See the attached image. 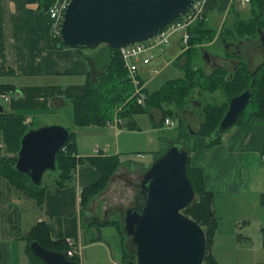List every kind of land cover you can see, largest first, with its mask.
I'll use <instances>...</instances> for the list:
<instances>
[{
    "label": "crops",
    "instance_id": "1",
    "mask_svg": "<svg viewBox=\"0 0 264 264\" xmlns=\"http://www.w3.org/2000/svg\"><path fill=\"white\" fill-rule=\"evenodd\" d=\"M240 1L244 6L246 2ZM42 2L44 1L0 0V84H12L17 91V93L12 92L16 93L14 99L9 98L5 101L8 103L7 108L14 115L12 114L10 118L0 117V129L2 122L6 124L12 122L13 133L0 134V148L5 149L6 142L5 155L8 156H14L19 150L21 134L18 132L26 129L35 119L30 115H18V111L32 109L36 114L39 112L57 114L60 111L59 107L68 102L67 98L81 93L86 73L88 71L97 73L100 70L99 53L104 50L103 48L100 51H95L97 48L91 49L87 54L88 60H85L86 54L77 53L74 48L50 46L53 35L52 21L41 8ZM229 2L230 0L227 2L223 0L218 7L210 10L211 20L214 18L216 20V14L222 16L217 29L227 17ZM221 9L223 12H220ZM174 40L175 48L179 49L169 59L163 52L158 60L153 61V59L148 64H139V76L144 83L143 89L159 74L168 70L171 63L182 70V75L168 78L163 83L183 77L184 61L179 58L183 52L180 48L182 43L178 35ZM211 44L207 43L205 46ZM216 47L220 48L219 45ZM228 47L232 49L233 46ZM225 51L212 53L203 50L202 46V57L197 60L194 67L206 74L215 66L232 69L233 63H237V59H242V56L236 52L227 54ZM254 51L248 64L251 68L258 64L254 62V55L262 54L259 50L255 53ZM204 53L209 56L205 57ZM218 53L220 56L217 55ZM145 92L149 93L146 89ZM194 93L202 96L203 92H197L196 89ZM214 94H218L217 91L210 93V95ZM192 101L189 99L188 103ZM197 101L192 103L200 112V104ZM0 108V112L4 111L2 105ZM199 112L195 113L190 109V105H187L180 113L186 114L191 121L198 122L196 131L201 125ZM134 115L137 118L146 115L152 122V127L141 128ZM161 117V109L149 105L145 112L132 115L131 125L125 122L119 128L84 126L87 132L82 131V137L79 131L82 127L77 126V129L72 130L76 133L77 156L116 155L120 160L119 167L116 168L106 187L94 194L85 208L80 207V190L100 176L99 172L89 164L79 163L73 170L71 181L63 188L56 187L55 179L54 182L46 184L42 206L37 205L34 199L0 178V264L29 263L24 237L29 228L38 221L49 224L50 237L53 239L65 237L73 240L74 247L78 250L79 264H96L100 254H104L105 259L109 261L115 260L113 257L115 251L122 255L126 239L123 243L116 226L104 225L103 222L122 219L121 211L124 210V208L120 209L122 202L129 201L131 195L134 196L133 199L136 198L139 192V180L144 170L151 165L156 153L166 148L157 146L156 129L177 128L175 139L169 141H177L178 136H182L179 142L183 147H195V150L190 152V160L194 166L201 167L203 171L204 186L207 191L213 193L212 204L217 217L215 235L211 243L213 257L223 264L215 256L220 253V249L232 252L238 249L249 250L254 244L251 231L261 232L263 241L264 204L259 201L260 194L264 192V163L261 160L264 150V119L249 115L242 122L232 124L217 143L206 146L207 139L202 136L193 144H186L191 134L189 138L185 137L186 131L182 128L183 122L181 123L180 117L171 116L175 119V125L170 127L161 122ZM185 126L189 130L192 129L187 121ZM99 129L103 130V139ZM2 130L4 133L5 128ZM133 135L142 136V139L141 145L137 146L139 151H136L135 157L131 158L129 155L131 153L126 151L130 149L129 141ZM149 143L154 144L152 145L154 147H151L153 152L150 158L145 151V145ZM95 149H98V152ZM139 153L142 156L137 155ZM137 160L141 161L140 165L135 169L131 168V163ZM253 221L255 227L252 225ZM67 246L69 248L68 244Z\"/></svg>",
    "mask_w": 264,
    "mask_h": 264
},
{
    "label": "trees",
    "instance_id": "2",
    "mask_svg": "<svg viewBox=\"0 0 264 264\" xmlns=\"http://www.w3.org/2000/svg\"><path fill=\"white\" fill-rule=\"evenodd\" d=\"M40 4L45 11L53 2L52 0H43ZM223 0H207L204 12V18L194 21L188 26V45L179 58H182L184 75L183 77L167 80L160 87L146 94L144 105L135 103V99H130L123 105L120 112L121 116L126 119V123L131 125L132 115L145 112L149 105L157 106L161 109V122L165 116H179L177 114L181 108L187 106L189 97L197 92H219L222 97L218 102H197L200 104L201 125L195 132L207 139L206 146L217 143L219 138H210L211 133L216 128L220 118L225 111L229 98L240 93L245 88H250L252 96L249 103L246 105L242 113H240L234 124L245 120L249 115L264 119V49L263 59L260 64L251 68L246 66L244 60H239L237 68L233 73L222 66H215L211 72L207 74L200 72L194 66L197 60L202 57V46L207 43H216L220 38L225 41L233 38L249 37L255 39L256 29L260 28L264 31V0H248L247 11L240 10L235 7L236 1L230 0L228 9L226 11L227 17L224 19L222 25L217 29V24L207 23L206 17L208 11L218 7ZM228 1V0H224ZM223 12V9L220 10ZM58 35H52L50 46L53 48H66L58 40ZM214 41V42H213ZM99 46V45H98ZM98 46L92 48L96 49ZM104 50L99 53L100 70L97 73L88 71L86 73L83 90L79 95L67 98L72 105V120L75 126H103L107 119L113 115L114 108L124 102L131 94L132 86L126 74L122 57L118 48H112L107 44L102 46ZM83 49L89 48H74L76 52H81ZM79 56H81L79 54ZM84 59L88 60L87 55ZM103 59V60H102ZM98 67V68H99ZM16 89L12 84H0V93L15 92ZM175 109H178L175 112ZM181 123H182V119ZM233 124V125H234ZM181 127V126H180ZM69 131V130H68ZM186 133L185 137L189 138ZM178 136L176 142L182 139ZM174 141L170 142L173 143ZM170 145V144H169ZM64 149H59L56 153L55 165L56 171L55 185L57 188H63L67 182L71 181L72 172L77 164L85 163L94 167L100 174L99 178L81 188L80 190V207L85 208L94 194L102 191L107 184V181L119 167L120 160L116 155H93L86 157L77 156L76 133L69 131L66 143L63 144ZM188 153V160L186 172L188 179H190L195 192V199L192 203L183 210V212L193 218L197 223L203 227L206 236V254L203 264H221L211 252V243L213 242L217 226V217L213 209V193L207 191L204 186L203 171L201 167L194 166L190 160V152L195 150L194 146L185 147ZM165 150V149H164ZM160 150L156 153H162ZM264 150H262V154ZM17 153L14 156L5 154L0 155V178L4 179L10 186L15 187L23 194L35 200L37 205H41L44 201L47 186L43 181L39 185L34 183L28 177V174L19 172L15 168ZM141 199L137 195L136 200ZM260 203L264 204V192L260 194ZM104 225H115L121 240L124 243L126 235L122 230V223L120 220H108L103 222ZM49 224L45 221H38L29 228L26 235L25 251L28 256V264H44L42 260L35 256L30 251V242L37 241L42 246L51 250L63 251V253L72 260H78L76 254L68 255V246L65 237H58L53 239ZM263 249H264V240ZM122 251V264L129 259H134L135 254L129 252L124 244ZM79 263V262H78Z\"/></svg>",
    "mask_w": 264,
    "mask_h": 264
},
{
    "label": "water",
    "instance_id": "3",
    "mask_svg": "<svg viewBox=\"0 0 264 264\" xmlns=\"http://www.w3.org/2000/svg\"><path fill=\"white\" fill-rule=\"evenodd\" d=\"M192 2L69 0L59 26L58 40L69 48L92 49L100 44L118 48L155 34L183 14ZM255 32V39L237 38L235 44L247 39L261 42L264 48V31L258 28ZM204 56L209 55L204 53ZM243 59L248 66L244 56L237 60ZM237 63H233L229 73H233ZM251 96L250 88H245L229 98L210 138L221 137L235 123ZM68 134L67 128L58 123L29 129L21 137L15 168L28 174L34 185L41 184L44 171L55 170L56 153L66 143ZM187 160V149L179 142H173L154 158L142 174L138 193L142 202L122 211V230L135 245V258L125 264H203L205 231L183 212L195 199L194 188L186 172ZM29 247L44 264H79L63 251L51 250L35 240Z\"/></svg>",
    "mask_w": 264,
    "mask_h": 264
},
{
    "label": "rangeland",
    "instance_id": "4",
    "mask_svg": "<svg viewBox=\"0 0 264 264\" xmlns=\"http://www.w3.org/2000/svg\"><path fill=\"white\" fill-rule=\"evenodd\" d=\"M235 1H236V5H235L236 8H238L240 10L247 11V7H248L247 6V2L243 6L240 0H235ZM211 16H212V13H211V11H209L207 13V17H206L207 23H211V21H212L213 23L217 24V27H218V24H220V22H221L220 19L222 18V16H220V15L217 16V14H216V20H215V18L213 20H211L212 19ZM174 41L175 40L173 39L172 43L167 48L164 47L163 49H159L160 47H156L155 50H154L155 53H156V57H155V59L153 61L158 60V58H160L159 56L163 52L165 53V55H167V59H169L175 52H177L179 48H175V46L173 44ZM103 45L104 44H100L97 47V50H95V51H100V49H102ZM66 48H68V47H66ZM90 50L91 49H83L81 52H83V53H85L87 55ZM203 50H208V51H210L212 53L213 52H221V51H223L222 49L217 48L214 45V43L211 44V45H206V46L204 45L203 46ZM257 50L263 52V49L260 50V48L257 47V49H255L254 53ZM102 55L103 54L101 53V55H100L101 58H102ZM217 55L220 56L219 53ZM262 57H263L262 54H258V53L255 54L254 57H253V59H255L254 62L260 63L262 61V59H263ZM181 73H182V70H180V68H178V67H175V65L171 63L169 68H168V70L166 69L161 74H159L152 82H150L147 85V87L145 89L147 90V92H151L155 88L159 87L166 79L173 78V77H176V76H181L182 75ZM7 93H0V94H7L9 98H12V99L15 98V94L14 93H12V92H7ZM217 93L218 94L210 95L209 92H203L202 96H197L196 93H193V95L191 97H189L188 99L193 100V101L200 100L202 102H214V101L218 102V101L221 100L220 98L222 97V95L219 92H217ZM2 99H0V105H2V108L4 109V111L0 112V117L1 118H10L12 114L14 115V113L9 108H7L8 107V103H6L5 101H8L9 99L8 100H4V99L2 100ZM70 104H71V102L68 100V102H65L64 105H61L59 107L60 111L57 114L42 113V112H39L38 114H36V112L32 111V109L31 110L26 109V110L18 111V113H17L18 115H23V116L30 115V116H33L35 118V119H33L34 122L32 124H30L28 127H26V129L24 128L22 131H19L18 134H21V137H22L26 133V131H28L31 128L39 127L40 124H48L49 125V124L58 123V124L63 125L69 131L77 129V126L74 125L73 120L71 118L72 117V107H71L72 105H70ZM187 105H190V109L198 114L199 110H196V109H198L196 107V105H194L192 102L188 103ZM182 109H184V108H181L180 111L177 114H179L178 117H180L182 119V122H183L182 128H184L186 133L191 134V137L189 138V142L186 143L187 145H191L195 141H198L199 138H201L202 135H199L198 133L192 134V131H196L195 128H198V126H197L198 122L196 123V122L191 121V119L189 117H187L186 114H180V113H182ZM177 110L178 109H175V112ZM134 116L136 118V122L141 126V128L152 127V122L149 120V118L146 115H143V118H137L136 115H134ZM124 121L126 122V119H124ZM186 121H187V123H189V127L192 128L191 130H189L185 126L186 125ZM125 122L122 125H120L119 127L123 126L125 124ZM103 126H106V125L104 124ZM106 127L114 128L113 126H106ZM119 127H117V128H119ZM4 128H5V131H4V133H2L3 132L2 129H4ZM79 131H80L81 137H82V131L83 132H87L86 128H83V127L80 128ZM99 131L102 133L101 139H103V130L99 129ZM176 131H177V128L169 129V130L168 129H163V130L156 129L155 138H156V141H157V146L162 147V149L165 148V147H168V144H170L169 140H174L175 139ZM5 133H7V134L13 133V127H12V122L11 121L8 124H6L5 122H2V128L0 129V134L5 135ZM141 139H142V136H134L133 135V137L131 138V141H129L130 142V145H129L130 149H129V151H126V152L127 153H131V154H129V155H131L130 156L131 158H134L135 157L134 156L135 152L139 151V149H137V146L141 145V142H140ZM174 142H176V141H174ZM2 144H3V142H2ZM180 144H182V143H180ZM5 145L7 146L6 142H5ZM152 145H154V144L149 143V144L145 145V151L147 152L146 154L148 155V158L151 157V155H152L151 153L153 152V151H151L152 150L151 147H154ZM6 146H4V147L7 150ZM5 149L4 148H0V154H5ZM140 162H141L140 160L132 162L131 163V166H132L131 168L135 169L136 167H138L140 165ZM56 174H57V172L53 171V170L44 171L43 176H42L43 184L46 185V184H50L51 182H54ZM110 178H109V180H110ZM108 181H107V184H108ZM139 182H140V180H139ZM135 186H137V185H135ZM139 190H140V186H139ZM133 191L136 193L135 189ZM135 193H133V195L136 196ZM137 195H139V194H137ZM133 198H134V196L131 195V197L129 198V201H126V202L123 201L122 202V206L123 207L120 206L121 207L120 209L121 210L123 208L125 209L126 206L127 207L131 206V205L134 206V204L136 202H139V201L142 202V198L139 199V201H137L136 198L135 199H133ZM254 218L255 217H253V219ZM252 225L255 227L254 221L252 222ZM252 228H250V229L253 230ZM251 234H252L253 239H254L253 240L254 244L251 246V248L249 250H244L243 251V249H238L237 251L233 250V252H232V251H228L227 249H220V253H217L215 256L218 257L223 262V264H234V263H237V262H238L237 264H264V249L262 248V243H261L262 234L259 231H251ZM125 239H126V247H128L129 252L131 254H135V247H134L135 245L133 244V242L131 240V237L126 235ZM113 257H114L115 260L111 259L109 261V259L108 260L105 259L104 254H100V258L98 260H96V264H112L113 261H118L119 263L122 262L121 261V259H122L121 254H119L117 251H115L113 253Z\"/></svg>",
    "mask_w": 264,
    "mask_h": 264
},
{
    "label": "built area",
    "instance_id": "5",
    "mask_svg": "<svg viewBox=\"0 0 264 264\" xmlns=\"http://www.w3.org/2000/svg\"><path fill=\"white\" fill-rule=\"evenodd\" d=\"M69 0H53L51 5L46 9V14L51 18L52 21V32L54 35L59 33V26H61L63 12L65 11L66 5ZM244 1L248 0H242ZM206 0H193L191 5L186 8L187 10L181 14L179 17L174 18L172 21H169L163 28L158 32L151 35L150 37L136 41L124 46H120L118 51L122 57L126 74L129 79V82L132 86L131 94L128 98L122 102V104L114 108L113 115L111 118L107 119L105 122L106 126H113L114 128L119 127L124 123L123 116H120L123 105L128 102L130 99H135V103L139 105H144L146 99V92L143 89L144 83L142 82L139 74V64H148L156 57L155 48L164 47L167 48L168 45L172 42L174 37L178 35L182 43V50L186 49L189 40L188 26L196 20L204 18ZM4 100H8L9 97L7 94H0ZM164 124L168 127L175 125V120L170 116L164 118ZM1 145V140H0ZM64 149V148H62ZM98 152V149H95ZM142 156L141 154H137ZM262 163H264V153L261 154ZM66 243L69 245L67 250L68 255L78 254V250L74 247V242L71 238L65 239ZM113 264H119L114 261Z\"/></svg>",
    "mask_w": 264,
    "mask_h": 264
},
{
    "label": "flooded vegetation",
    "instance_id": "6",
    "mask_svg": "<svg viewBox=\"0 0 264 264\" xmlns=\"http://www.w3.org/2000/svg\"><path fill=\"white\" fill-rule=\"evenodd\" d=\"M236 39L237 38H233V39L230 38L227 41H225L224 38H220L219 41L215 43V45L220 46V49L223 50L221 52H224L226 50L225 53L227 54L228 53L233 54L234 52L242 54V56H244L245 59H247L248 64L250 63V60H251L250 57H252V53H253L252 51L257 49V47L260 48V50L263 49L261 42H258V41L254 42V41L245 39L242 41V43L235 44ZM230 45H232L234 48L232 47L231 49L230 47H228Z\"/></svg>",
    "mask_w": 264,
    "mask_h": 264
}]
</instances>
